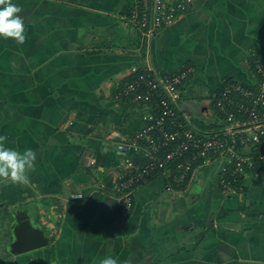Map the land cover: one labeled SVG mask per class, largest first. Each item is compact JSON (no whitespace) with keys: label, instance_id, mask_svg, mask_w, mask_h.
I'll use <instances>...</instances> for the list:
<instances>
[{"label":"crops","instance_id":"0c3cea01","mask_svg":"<svg viewBox=\"0 0 264 264\" xmlns=\"http://www.w3.org/2000/svg\"><path fill=\"white\" fill-rule=\"evenodd\" d=\"M12 3L22 9L26 38L0 37V135L5 147L31 148L36 161L28 184L0 181V189L21 192L16 203L27 205L50 243L8 261L264 264V159L247 172L241 194L225 190L215 165L198 169L182 189L168 190L167 178L156 175L122 217L114 185L123 148L140 128L134 107L116 97L140 56L131 44L138 36L122 19L131 0ZM150 57L165 72L195 68L184 107L204 126L226 80H257L264 0H192L151 40Z\"/></svg>","mask_w":264,"mask_h":264},{"label":"built area","instance_id":"2783aa9c","mask_svg":"<svg viewBox=\"0 0 264 264\" xmlns=\"http://www.w3.org/2000/svg\"><path fill=\"white\" fill-rule=\"evenodd\" d=\"M191 1L131 0L129 14L122 16L138 36L131 44L140 54L130 67L131 78L116 94L134 107L140 122L123 148L126 155L114 185L123 217L132 212L136 190L156 175L167 178L168 190L182 189L198 169L215 165L225 190L241 194L254 158L264 159L263 60L255 58V82L223 83L212 95L214 118L202 126L184 107L195 68L165 72L150 57L151 40L174 24Z\"/></svg>","mask_w":264,"mask_h":264},{"label":"clouds","instance_id":"9594fccd","mask_svg":"<svg viewBox=\"0 0 264 264\" xmlns=\"http://www.w3.org/2000/svg\"><path fill=\"white\" fill-rule=\"evenodd\" d=\"M22 9L12 3V0H0V37L12 38L17 43L25 41V27ZM6 136L0 135V181L13 184H28V171L33 169L36 152L31 148L19 152L5 147ZM100 264H117V260L107 256Z\"/></svg>","mask_w":264,"mask_h":264},{"label":"water","instance_id":"95a60500","mask_svg":"<svg viewBox=\"0 0 264 264\" xmlns=\"http://www.w3.org/2000/svg\"><path fill=\"white\" fill-rule=\"evenodd\" d=\"M191 103L200 105L201 113L207 111V107L201 101L194 100ZM10 229L12 240L8 244V251L14 255L39 249L50 243L48 234L42 227L33 222L29 211L26 209H18L13 212Z\"/></svg>","mask_w":264,"mask_h":264},{"label":"rangeland","instance_id":"374dc122","mask_svg":"<svg viewBox=\"0 0 264 264\" xmlns=\"http://www.w3.org/2000/svg\"><path fill=\"white\" fill-rule=\"evenodd\" d=\"M209 106L210 108L212 107L211 104ZM3 187L0 189V264H11L7 259L9 254L14 255L9 251V253L7 252V244L12 237L9 228L13 219L12 211L16 210L20 205L16 201L22 198V194L16 190L14 185L5 189Z\"/></svg>","mask_w":264,"mask_h":264},{"label":"trees","instance_id":"16d2710c","mask_svg":"<svg viewBox=\"0 0 264 264\" xmlns=\"http://www.w3.org/2000/svg\"><path fill=\"white\" fill-rule=\"evenodd\" d=\"M254 162H255V164H254V166H255V168H258V167H260L261 166V164H262V162H263V159H261L259 156H257L256 155V157L254 158ZM152 179V178H151ZM151 179H149L148 180V182L151 180ZM148 182H146V183H148ZM145 183V184H146ZM20 198V197H19ZM23 198H20V199H17V200H22ZM27 208V205L24 203V202H22L19 206H18V208L16 209V210H18V209H26ZM15 210H13L12 211V214H13V212H14ZM122 215V214H121ZM123 217V216H122ZM124 218V217H123ZM9 230H10V232H11V229L9 228Z\"/></svg>","mask_w":264,"mask_h":264}]
</instances>
